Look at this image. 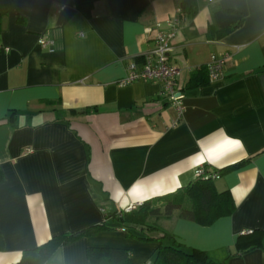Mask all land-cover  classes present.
<instances>
[{"label":"crops","instance_id":"crops-1","mask_svg":"<svg viewBox=\"0 0 264 264\" xmlns=\"http://www.w3.org/2000/svg\"><path fill=\"white\" fill-rule=\"evenodd\" d=\"M181 1L97 0L87 19L73 0H0V46L9 49L0 50V264L184 189L199 167L240 163L214 180L232 197L230 216L202 227L174 213L157 224L215 263L264 264V0H192V17L177 12ZM172 21L180 120L158 98L159 84L117 86L152 49L155 26ZM42 35L53 53L39 47ZM224 55L220 79L188 88L192 71ZM104 223L49 263L91 264L87 249L117 248L150 264L156 243ZM251 243L261 246L239 254Z\"/></svg>","mask_w":264,"mask_h":264},{"label":"trees","instance_id":"trees-1","mask_svg":"<svg viewBox=\"0 0 264 264\" xmlns=\"http://www.w3.org/2000/svg\"><path fill=\"white\" fill-rule=\"evenodd\" d=\"M75 9L85 18H90L91 11L97 0H73ZM180 14L194 16L197 12L196 4L192 0H183L179 3ZM232 29H225L217 32L219 38L229 34ZM137 62L141 58L136 59ZM207 67H199L191 72L188 88L201 85L207 78ZM244 163L226 167L215 172L219 175L231 170L241 168ZM212 173L214 171H208ZM3 177L0 172V183ZM214 180L210 178L198 177L184 189L174 193L149 199L131 212L114 210L104 214V222L112 220L118 223L124 233L129 238H136L144 242H158L159 245L150 264H223L211 261L205 252L186 249L175 241L172 233L159 229L157 222L160 219H169L174 213L185 221L193 222L199 226L207 227L216 220L230 216L234 211V202L228 191L218 192L214 186ZM160 204V206L158 205ZM152 220V221H151ZM90 227L75 233H67L53 237L48 242L34 249L23 252L20 261L16 264H47L54 253L63 246L75 242L83 236H88L99 230L107 229L105 223ZM254 232L247 235H240V238L253 236ZM163 240V242H162ZM259 243L248 244L244 249L239 250V254H245L259 248ZM87 258L91 264H133L130 252L117 248H89Z\"/></svg>","mask_w":264,"mask_h":264},{"label":"built area","instance_id":"built-area-1","mask_svg":"<svg viewBox=\"0 0 264 264\" xmlns=\"http://www.w3.org/2000/svg\"><path fill=\"white\" fill-rule=\"evenodd\" d=\"M59 9L61 10V7H59ZM177 12H181L179 7ZM177 30L178 21L167 23L166 29H162L160 25H156V35L153 41L152 49L141 57L140 62L132 61L127 65V75L125 78L118 81L117 86L120 88L127 87L139 80L159 84L161 89L158 94V98L165 101L167 105L172 107L177 120H180L184 113L182 97L180 96L178 86L180 69L170 61L169 56L171 52V42L175 37ZM146 32H151V29H146ZM38 45L41 49L46 50L49 53L54 52L52 42L44 35L39 37ZM0 50L8 52L9 49L0 46ZM229 60L230 57L228 55H224L218 59L212 58L207 67L209 81H216L223 76V68ZM195 176L196 178L204 177L217 179L218 173H207L203 167H199L195 171ZM142 204V202H138L136 204L129 205L127 208L123 209V211L126 213L131 212L140 207ZM118 229L122 232L124 231L121 226L118 227Z\"/></svg>","mask_w":264,"mask_h":264},{"label":"rangeland","instance_id":"rangeland-1","mask_svg":"<svg viewBox=\"0 0 264 264\" xmlns=\"http://www.w3.org/2000/svg\"><path fill=\"white\" fill-rule=\"evenodd\" d=\"M159 206H160V204H158ZM152 221V220H151ZM162 242H163V240H162ZM154 243H156L157 244V247H158V245H159V241L158 242H154ZM157 249V248H156Z\"/></svg>","mask_w":264,"mask_h":264}]
</instances>
